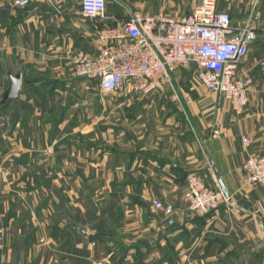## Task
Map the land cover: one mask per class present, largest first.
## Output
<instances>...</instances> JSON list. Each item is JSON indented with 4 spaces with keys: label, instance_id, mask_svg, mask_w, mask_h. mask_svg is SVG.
<instances>
[{
    "label": "crops",
    "instance_id": "0c3cea01",
    "mask_svg": "<svg viewBox=\"0 0 264 264\" xmlns=\"http://www.w3.org/2000/svg\"><path fill=\"white\" fill-rule=\"evenodd\" d=\"M198 2L107 0L106 25L133 13L182 18ZM216 2L235 25L257 18L238 68L253 81L242 115L200 84L194 65L175 67L145 100L101 93L74 75L70 58L96 54L103 21L83 18L80 0H31L23 9L0 0V100L10 76L20 77L18 99L0 106V264H264V192L243 184L242 169L248 155L264 157V0ZM85 92L113 101L87 102ZM96 107L123 110L120 127L109 112L108 128H84L102 121L90 115ZM103 165L111 177L94 184L105 197L88 202L80 173ZM191 172L212 188L221 181L228 201L206 216L188 211Z\"/></svg>",
    "mask_w": 264,
    "mask_h": 264
},
{
    "label": "built area",
    "instance_id": "2783aa9c",
    "mask_svg": "<svg viewBox=\"0 0 264 264\" xmlns=\"http://www.w3.org/2000/svg\"><path fill=\"white\" fill-rule=\"evenodd\" d=\"M7 1L15 9H23L31 0ZM106 9L107 0H80L81 16L103 21V26L98 31L96 54L76 53L70 58L76 77L95 82L104 94L129 89L147 96L170 83L175 67L194 65L200 84L225 100L236 115H242L253 81L241 76L238 68L255 41L256 17L250 16L245 25L238 26L229 13L217 9L216 0H199L182 18L133 13L120 27H109ZM242 140L246 147L251 145L250 139ZM242 169L243 184L256 185L264 192V157L250 154ZM221 199L228 201L220 189L208 187L195 173L189 174L185 192L188 211L209 215ZM153 206L166 216L173 214L172 207L159 201Z\"/></svg>",
    "mask_w": 264,
    "mask_h": 264
},
{
    "label": "rangeland",
    "instance_id": "374dc122",
    "mask_svg": "<svg viewBox=\"0 0 264 264\" xmlns=\"http://www.w3.org/2000/svg\"><path fill=\"white\" fill-rule=\"evenodd\" d=\"M85 80V79H84ZM87 82H91V83H94L95 84V82H93V81H90V80H86ZM84 95H82V97L87 101V102H92V101H95V100H98V101H102V103H108V105H110L112 102L111 101H113V100H111L110 99V97H101V96H99V94H95V92H85V93H83ZM119 94H122L123 95V97L124 96H126V99H138V100H145V99H147V98H149L148 96L150 95H147V96H142V95H133V94H131V95H133V96H131L130 95V93H129V89L128 90H124L122 93H119ZM86 105H88V104H86ZM102 113V115H103V119H102V121L101 122H99V123H97V124H95L94 125V123H88V124H85L84 126V128H95V127H99V126H104V127H109L110 126V123H109V121H110V113L109 112H112V113H114V114H112L113 116H111L112 118H111V122L112 123H114L115 122V124H113L114 126H118V127H120L119 125L120 124H117L116 123V121L115 120H119V119H122V118H120V117H122V115H124V111L123 110H121V109H109L108 107L106 108V109H104V107L99 111V109L96 107V108H94V109H91V113H90V111H89V113H90V115L91 116H93L94 114H97V113ZM106 112V113H105ZM116 112V113H115ZM87 115V114H86ZM89 115V116H90ZM119 118V119H118ZM95 121V120H94ZM101 123H103V124H101ZM90 133V135L93 133V130H92V132H89ZM103 133H108L107 131H103ZM45 152L46 153H50V151L49 150H45ZM252 155H254V154H252ZM249 156V155H248ZM259 156H261V155H259ZM263 157V156H262ZM248 158V157H247ZM247 158H246V160H247ZM92 160V157H89V160ZM245 160V161H246ZM69 163L71 164V165H75V164H77V159H76V157H74V156H72L70 159H69ZM72 167V166H71ZM86 167H88L89 168V165L88 164H86ZM105 166L103 165L102 167H99V169H98V171H96V170H94V171H89V172H84V173H80V175H83L82 177H81V179H79V181H78V184H80L79 185V188L81 189V193H83L84 195H85V197H86V199L88 200V202H90V201H92V203H95L96 204V201H98L99 199H100V201H102V199H103V197H105V194H104V192L107 190V189H105L104 188V182H106L107 180H109L110 179V172H109V169H107V170H105V168H104ZM40 173V172H39ZM191 173H194V172H191ZM191 173H189V174H191ZM189 174L187 175V178H188V176H189ZM195 174H197V173H195ZM3 175H8V173H6V172H4L3 173ZM66 175L68 176V179H69V182H72L73 180H75V179H77V178H75V175H74V172H73V170H70V172H66ZM187 178H186V187H187ZM201 178V177H200ZM201 180L208 186V187H210V188H212L210 185H208L207 183H206V181L203 179V178H201ZM85 182V183H84ZM100 182H102L103 183V185L101 184V185H98V184H94V183H100ZM70 185H71V183H70ZM94 186V187H93ZM245 186H248V185H245ZM249 186H251V185H249ZM186 187H185V192H186ZM212 189H220V187H215V188H212ZM45 190H46V188H45ZM221 190V189H220ZM185 192H184V200H185ZM82 194V198H84V195ZM224 195V194H223ZM225 196V195H224ZM225 198H226V196H225ZM228 199V198H227ZM222 201H224L225 203H226V201L224 200V199H221ZM154 201H158V200H154ZM153 201V202H154ZM153 202H152V206H153ZM159 202H161V201H159ZM185 202H186V200H185ZM162 203V202H161ZM74 204V203H73ZM163 204V203H162ZM164 206H170V205H166V204H163ZM72 207H73V205H71ZM186 206H187V203H186ZM170 207H172V206H170ZM153 208H154V206H153ZM155 209V208H154ZM172 209H173V207H172ZM156 210V209H155ZM158 211V210H157ZM135 224H137V220H135V219H131L130 221H128V222H126V225H125V227H127L128 226V229H131L132 227H135ZM87 228H90L91 227V225L90 224H88L87 226H86ZM80 230H86V228H80ZM40 243H43L44 242V239L43 240H40L39 241ZM90 245H95V244H92V243H90Z\"/></svg>",
    "mask_w": 264,
    "mask_h": 264
},
{
    "label": "water",
    "instance_id": "95a60500",
    "mask_svg": "<svg viewBox=\"0 0 264 264\" xmlns=\"http://www.w3.org/2000/svg\"><path fill=\"white\" fill-rule=\"evenodd\" d=\"M19 89H20V77L18 75H16V76L11 75L9 87L5 91L3 96L1 97L0 106H5L10 101L17 100ZM218 182H219V186H220L222 193L227 197L228 194H227L222 182L221 181H218Z\"/></svg>",
    "mask_w": 264,
    "mask_h": 264
}]
</instances>
